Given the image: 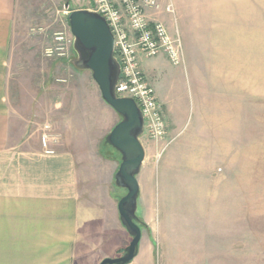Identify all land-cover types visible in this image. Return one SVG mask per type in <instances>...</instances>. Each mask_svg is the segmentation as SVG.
<instances>
[{"label": "rangeland", "instance_id": "1", "mask_svg": "<svg viewBox=\"0 0 264 264\" xmlns=\"http://www.w3.org/2000/svg\"><path fill=\"white\" fill-rule=\"evenodd\" d=\"M171 1L173 14L160 10L151 17L163 22L171 35L179 36L182 63L173 65L162 53L141 56V67L160 99L168 98L177 108L174 120L170 114L172 126L165 117L171 132L168 130L164 139L155 142L144 134L140 138L146 152L141 179L147 178L146 169L151 167L149 184L154 198L162 197L154 218L167 213L163 199L167 197L174 232L209 234L210 245L233 246L234 257L223 261L216 257L215 263L264 264V0ZM160 2L164 5L167 0ZM91 5L92 0H17L8 94L13 114L22 128L27 126L25 138H34L30 142L45 153L41 136L47 133V148L67 151L78 161L83 186L111 191L117 203L126 191L114 183V162L108 160L115 152L110 151L105 137L120 117L102 100L91 72L76 67L78 57L72 44L62 55L56 50L55 35L71 34L69 12ZM233 10L246 12V18H233ZM200 104L202 110L212 104L229 111L235 152L225 160L216 154L204 160L205 167L195 172L196 177L195 173L173 171L180 179L189 175L191 183L175 175L168 177L167 184L165 156L173 159L174 169L180 162H189V169L197 166L192 157L200 132ZM217 116L223 117V112ZM136 217L142 221L141 229L147 230L140 212ZM155 236L156 264H163L157 232ZM30 243L0 240V264H4L8 249L16 254Z\"/></svg>", "mask_w": 264, "mask_h": 264}, {"label": "crops", "instance_id": "2", "mask_svg": "<svg viewBox=\"0 0 264 264\" xmlns=\"http://www.w3.org/2000/svg\"><path fill=\"white\" fill-rule=\"evenodd\" d=\"M16 4L17 0H0V240L8 244L12 241L31 243L26 250L22 247L16 252L18 257L8 249L4 253V264H99L104 258L116 257L130 236L119 220L116 198L111 191H104L100 186L85 188L73 154L67 151L44 153L38 144L35 147L30 142L34 138H25L27 126L22 128L21 121L13 114L7 80ZM188 13L185 11L184 16ZM232 17L245 19L246 12L233 10ZM155 94L172 126L177 108L168 98L160 99L156 91ZM197 96L199 99L198 93ZM205 106L204 110L203 104L198 108L200 132L196 150L192 151L196 153L192 159L197 166L189 169V162H180V167L174 169L173 159L165 156L163 175L167 184L168 177H179L177 173L173 176V171L193 174L205 167L203 161L210 160L214 154L225 160L235 152L234 124L229 111L225 108L221 111L212 104ZM220 112H223L220 117L223 120L217 116ZM213 113L216 114L212 116ZM170 114H173L172 119ZM108 161L114 162V176L119 156L114 153ZM156 166L153 167L155 176ZM142 171L143 164L136 176L139 187L136 212L144 217L148 229H141L137 253L127 264H156V232L163 264H217L216 257L223 261L225 257L235 256L233 246L210 245L209 234L174 232L169 222L173 218L168 211L171 207L167 197H163L167 213L155 220L156 204L162 197L154 198L153 185L149 184L152 183L151 167L146 169L144 180L141 179ZM194 175L196 177L197 173ZM188 176L179 179L191 183ZM222 240L229 241L228 238Z\"/></svg>", "mask_w": 264, "mask_h": 264}, {"label": "water", "instance_id": "3", "mask_svg": "<svg viewBox=\"0 0 264 264\" xmlns=\"http://www.w3.org/2000/svg\"><path fill=\"white\" fill-rule=\"evenodd\" d=\"M67 20L78 57L76 67L91 72L102 100L120 117L105 142L119 154L113 178L115 185L126 193L118 200L117 211L130 240L122 255L104 258L99 264H127L135 257L141 236V228L136 222L139 192L136 176L146 154L140 140L144 120L134 99L116 95L120 64L114 56L115 39L105 18L93 10L75 9L69 12Z\"/></svg>", "mask_w": 264, "mask_h": 264}, {"label": "built area", "instance_id": "4", "mask_svg": "<svg viewBox=\"0 0 264 264\" xmlns=\"http://www.w3.org/2000/svg\"><path fill=\"white\" fill-rule=\"evenodd\" d=\"M89 10L105 18L115 39L114 56L120 64L116 95L135 100L144 120V135L155 142L164 139L168 124L154 87L141 67V56L162 53L171 64L182 63L183 47L179 36L171 35L163 22L151 17L160 10L173 14L172 1L167 0L162 5L160 0H92ZM55 36L56 50L62 55L73 43V37L63 33ZM47 54L51 51L47 50ZM44 129L48 130L49 126L45 125ZM41 143L46 154L54 153L47 148V133L42 134Z\"/></svg>", "mask_w": 264, "mask_h": 264}, {"label": "trees", "instance_id": "5", "mask_svg": "<svg viewBox=\"0 0 264 264\" xmlns=\"http://www.w3.org/2000/svg\"><path fill=\"white\" fill-rule=\"evenodd\" d=\"M67 23H68V20H67ZM110 148H111V147H110ZM110 151H113V152L117 153L113 148H111ZM118 156H119V154H118ZM136 222L138 223L139 226L142 225V221L139 220L138 218H136ZM140 228H141V227H140Z\"/></svg>", "mask_w": 264, "mask_h": 264}]
</instances>
